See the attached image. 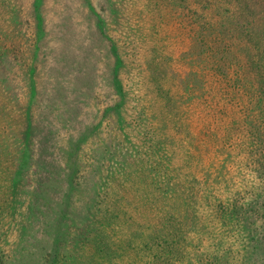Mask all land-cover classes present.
<instances>
[{"label":"rangeland","instance_id":"rangeland-1","mask_svg":"<svg viewBox=\"0 0 264 264\" xmlns=\"http://www.w3.org/2000/svg\"><path fill=\"white\" fill-rule=\"evenodd\" d=\"M160 1L0 0V264H125L147 238L150 254L178 250L176 264H264V59L235 56L224 76L214 59L198 64L202 90L184 101L187 27L208 11ZM231 2L230 52L252 26L264 47V0ZM112 45L120 120L103 114L118 98L103 83ZM151 59L172 77L153 76ZM70 161L86 165L85 187L83 172L42 186ZM104 194L142 219L95 232L84 210L97 214Z\"/></svg>","mask_w":264,"mask_h":264},{"label":"trees","instance_id":"trees-1","mask_svg":"<svg viewBox=\"0 0 264 264\" xmlns=\"http://www.w3.org/2000/svg\"><path fill=\"white\" fill-rule=\"evenodd\" d=\"M40 1L44 2V0H40ZM177 1L178 0H161L160 2H162V3L164 2L167 5L169 3H176ZM215 2H216V7L214 8V12L216 14H214V17L219 18V16H221V15L224 16V19L220 23L218 22L219 21L218 19L213 22L212 21V15L210 16L211 13L209 10L212 7H214L213 1L212 0H203V2H202L203 7L201 6V9H204V8L207 9L208 13L204 12V14L202 13L200 16L196 14L197 15V17H196L197 22L196 23H197L198 29L197 28L193 29L194 27H190V28L187 27V32L190 33V36L192 37V42H190L191 45L189 44V46H187L185 48V51L182 52V54H181L182 57L180 59L181 62H183L184 64L186 63L187 68L189 69L185 73L184 80L182 82L184 85V86H182V90H183L182 93L188 95L184 101H190V98L192 99V94H194V96H195L196 93H199V91L202 90V87L200 86V84H198V83L202 82V78H201L202 76L201 77L199 76L200 68H199L198 64L200 65V63H204V62L209 61L210 59H214V64H213L212 68L214 69V71L216 73H221L224 76L226 71H227V67H228L227 64H229V62L233 61V59H235V56L237 57V59L240 60L242 58L241 55L244 54L245 57L248 58L247 62H249V64L252 63V61H257L256 59H258V61L261 59H264V47L262 46V42H263L262 35H261V33L257 32V31L255 32V30L253 29V26L250 27V30H248L249 35L246 36L247 42L250 45H248L246 42L243 44L240 43V46H237V50L234 53L230 52V50L227 46V39L230 38L229 36H230V33L232 32V30H231V22L229 21L227 14H229V8H230V5L232 2H231V0H215ZM241 3H242V6H241L242 8H240V10L245 11L246 8L248 7V5L243 4V2H241ZM189 4H191L190 1L179 0V4H177V5L182 9H187ZM193 4H194V2H193ZM246 11H248V10H246ZM99 20L103 21L102 19H99ZM38 24H40V25H38ZM38 24H37L38 26H41L42 24H44L42 18ZM192 31H194V33ZM233 31H236V29H234ZM236 32L241 34V32H239V31H236ZM215 44H218V45L214 46ZM2 47L3 46H0V48H2ZM112 48H113V45L108 47V50H107L108 51L107 53L110 56H107L108 60L106 62L105 67L107 68L106 73L109 71L108 72L109 76L106 80H103V83L105 86H107L109 89H111V91H113V93H114V96L116 95V96H118V98H117V101H115L114 103L103 107L104 108L103 114L106 115V116H104V118H106L109 116L111 117L112 115H115V113H117V120H120V118L118 116H119V113H122V111H123V108H121V105L124 102V91H123V87L121 84L122 81H121L120 74H119L120 73V65H122V62H121L119 55H117L116 58L114 59L115 53H114V50ZM253 48H254V50H253ZM111 49H112V53L114 54V56H112L109 53V50H111ZM1 50H3V48ZM253 51H255V52H253ZM247 53H248V55H247ZM184 56H186V57L184 58ZM188 57H190V58H188ZM233 62H235V61H233ZM152 63L154 64V62L151 59L147 68L151 67L150 72L152 73L153 76L155 74H158L156 76L159 77L160 75L163 74L162 78H164V79H168L169 77L170 78L172 77L171 74H169L170 72L168 69L159 70L157 68L158 66L156 64L151 66ZM192 64H195V65H192ZM250 69L253 70L252 67H250ZM191 79H193V80L190 81ZM234 81H235V83H238L241 81V79H240V77H236L234 79ZM189 82H193V84L190 85ZM178 85H179V81H178ZM156 86H157V91L165 92V94H169L171 92V87L167 88L166 90H163L160 86H158V85H156ZM106 95H108V94H106ZM180 99H181V97H180ZM167 101H168V104H165L164 108H166V107L168 108L171 105L172 106L174 105L172 103L174 101L173 98H172V101L170 98H168ZM172 109L173 108H169V110H172ZM106 122L108 125L113 124V119L107 118ZM86 133L88 134V131ZM91 153L92 152H90V154H89V152H88L86 155H89V157H90ZM90 165H92V164H90ZM62 168H64L63 171L59 172L60 175L62 174L61 177H60V175H59V178H55L56 176H54L53 179L44 182L42 184V186L43 185H49L50 181L52 183H54V181H56V183H58L60 186L66 182V185H67L68 183H71V181H73L72 176L74 173H75V177H77L78 174L82 173V172L84 174V187L90 181L89 180L90 175H88V176L85 175L86 171H87L85 164H84V167L78 169L77 165H76V168H74L73 162L70 161V162L66 163L65 166L64 165L62 167L60 166V169H62ZM58 171H59V169L57 168L55 171H53V174L57 173L56 175H58ZM51 176H52V174H51ZM74 185H76V182H73V186ZM92 189L94 190V187ZM97 197H98V193H97V195H95V198H97ZM117 201L118 200H114L113 198L108 199V197L105 196V194H104L102 207L100 208V210L98 211L97 214L90 212L91 205H88L87 210L86 209L84 210L85 211L84 215L88 216V218L92 219V218H94L93 216H96V219L94 218L90 222V224L94 223L93 229H95V232L100 233V231L97 230V228H102L101 227L102 225H107L108 223H111V222L120 221L121 223H126L127 221H130V223H139V222H136L134 219H136L139 216H140L139 219H142L143 215L141 213L132 212V210L128 209L127 204H125V203L123 204V202L119 203ZM88 202L90 203V200H88ZM96 203L99 204V203H101V201H98ZM43 208L45 210L47 208V206H44ZM42 211L43 210H40V211L37 210V213L40 215L39 218H40L41 222L44 221L43 223H46V222H49L55 218V217L52 218V216H54L53 213H51V214L43 213ZM32 213H33V211H32ZM28 214H29V212H28ZM34 214H36V213H34ZM163 217H165V216H163ZM176 218H177V216L175 214H171L169 216L168 220L175 221ZM86 238L87 237H84V241L86 240ZM172 240H174V239L173 238L170 240L164 239L162 242V246L163 247H175V245L177 243L172 241ZM129 242H131V241H129ZM97 245H96L97 249H100L99 248L100 245H98V246ZM157 245H161L160 242H157ZM151 246H152V243L149 240V238H147L146 240H143L141 243H139L134 248V250H136L135 255L134 254H128V256L125 255V257H127V258H125V260H127L125 264H176L178 262V260L180 261V259H181V258H179L180 253L178 252V250L166 251L163 249V251L158 250L154 254H150L149 249L151 248ZM52 251L51 252L49 251V252L52 253ZM139 251H140V254H139ZM57 257L58 256H55L56 259H57ZM120 264H123V263H120Z\"/></svg>","mask_w":264,"mask_h":264}]
</instances>
